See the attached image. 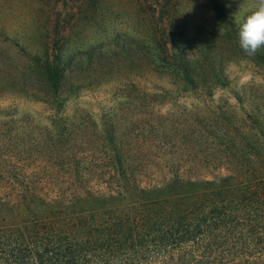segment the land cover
Masks as SVG:
<instances>
[{"label": "trees", "instance_id": "trees-1", "mask_svg": "<svg viewBox=\"0 0 264 264\" xmlns=\"http://www.w3.org/2000/svg\"><path fill=\"white\" fill-rule=\"evenodd\" d=\"M219 9L224 14L223 6ZM238 32L239 27L220 36L197 33L188 52L175 53L166 41L156 49L134 51L122 43L119 53L74 55L65 52L59 33L45 47L24 52L0 32V97L40 101L62 114L72 98L128 54L141 69L170 77L180 91L212 96L230 90L264 138V99L234 88L228 71L230 63L243 58L264 69V48L246 55ZM8 116L0 115V216L6 219L3 214L11 207L15 243L32 240L35 264L45 256L55 264H84L97 253L142 251L155 242L183 246L216 238L225 232L215 231L237 224L252 228L245 233L248 238L264 235L256 230L264 229V153L253 135L239 136L240 143L210 145L203 157L192 149L197 156L184 174L173 171L169 159L167 175L153 183L139 174L146 163L133 155L138 148L127 143L116 113L100 124L80 110L37 124L35 136L27 126L15 132L25 119ZM207 132L218 140V131ZM204 166L215 172L202 175Z\"/></svg>", "mask_w": 264, "mask_h": 264}, {"label": "rangeland", "instance_id": "rangeland-1", "mask_svg": "<svg viewBox=\"0 0 264 264\" xmlns=\"http://www.w3.org/2000/svg\"><path fill=\"white\" fill-rule=\"evenodd\" d=\"M255 3L256 0H0V32L24 52L52 43L56 33L64 38L68 55L100 50L119 53L122 43L134 51L143 47L156 49L166 41L175 53L188 52L197 33L220 36L227 29L240 27ZM228 71L234 88H246L251 96L264 99V69L243 58L230 63ZM169 78L141 69L137 59L123 54L108 74L97 76L92 86L72 98L62 114L56 115L40 101L4 95L0 97V115H9L8 119L12 115L18 122L25 119L15 125V132L21 133V127L27 126L35 136L32 131H36L37 124L43 126L49 119L73 116L80 110H86L100 124L116 113L127 143L138 148L133 155L146 163L139 174L153 183L157 177L167 175L171 166L167 160L174 161L173 171L179 169L184 174L189 171V161L197 156L190 153L192 149L203 157L210 145L223 146L231 139L240 143L239 136L253 135L255 147L264 153L261 130L230 90L219 89L212 96L201 91H180ZM208 130L218 131V140ZM207 166L199 169L202 175L215 172ZM0 199L4 201L2 192ZM12 212L11 207L5 210L7 220L0 216V264H35L32 240L15 243ZM208 227L201 230L208 231ZM250 229L237 224L234 229L215 231L227 232L216 238L201 237L183 246L155 242L142 251L115 249L108 255L97 253L83 263L264 264V235L248 238L245 233ZM167 234L171 240L170 231ZM45 259L42 264H55L51 256Z\"/></svg>", "mask_w": 264, "mask_h": 264}, {"label": "clouds", "instance_id": "clouds-1", "mask_svg": "<svg viewBox=\"0 0 264 264\" xmlns=\"http://www.w3.org/2000/svg\"><path fill=\"white\" fill-rule=\"evenodd\" d=\"M238 42L248 56H254L264 48V0H256L253 9L240 24Z\"/></svg>", "mask_w": 264, "mask_h": 264}]
</instances>
